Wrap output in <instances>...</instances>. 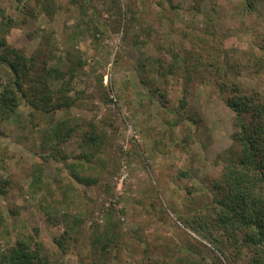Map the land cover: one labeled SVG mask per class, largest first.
I'll return each mask as SVG.
<instances>
[{
	"label": "rangeland",
	"instance_id": "obj_1",
	"mask_svg": "<svg viewBox=\"0 0 264 264\" xmlns=\"http://www.w3.org/2000/svg\"><path fill=\"white\" fill-rule=\"evenodd\" d=\"M69 1L58 0L61 8L51 17L28 16L6 38L30 56L49 37L48 65H76L69 94L78 99L56 118H68L79 131L91 121L102 123L107 162L101 166L97 160L85 171L97 177L96 184L78 183L62 161L40 157L46 123L21 105L1 123L0 209L6 227L0 224V250L5 239L29 233L47 264L90 263L97 259L93 240L109 235L106 264H180L184 248L190 264H211L215 255L227 264L178 215L210 200L211 181L226 159L233 112L220 95L232 94L233 85L264 93V0H118L127 10L126 27H117L113 1L99 0L103 34L95 38L86 32L78 4ZM23 5L39 9L35 0H0V14L22 19ZM171 47L183 51L193 71L185 83L183 71L160 81L165 103L157 91L144 89V81L154 77L142 63L170 60ZM78 142L79 135L62 147L73 157ZM36 168L42 169L41 183L32 193ZM61 236L64 252L55 242Z\"/></svg>",
	"mask_w": 264,
	"mask_h": 264
},
{
	"label": "trees",
	"instance_id": "obj_2",
	"mask_svg": "<svg viewBox=\"0 0 264 264\" xmlns=\"http://www.w3.org/2000/svg\"><path fill=\"white\" fill-rule=\"evenodd\" d=\"M35 1L39 4L37 12L26 5L18 9V13L23 14L22 19L15 15L0 14V132L1 123L16 114L21 105L29 107L28 116L44 119L46 123L40 145V157L62 161L78 183L90 186L96 184L98 179L87 175L86 172L89 168H95L97 160L101 166L102 161L105 164L107 162L101 155L107 143L104 127L102 123L91 121L86 128L79 131L78 125L71 123L68 118H56L58 112L73 107L76 98L78 99L77 96L75 98L69 94L73 89L76 65H48L47 59L51 52L48 49L49 37H44L43 49H36L30 56L26 55L23 49L12 46L6 38L10 29L24 22L28 16L42 14L43 17H51L61 8L58 0ZM98 1H69L78 4L81 11L80 20L87 27L86 32L94 38L95 34H103V26L97 14ZM112 1V10L117 15V27L128 26L127 21L122 23V20H127V10L121 8L118 0ZM164 1L160 0V4ZM167 52L170 54V60H146L147 63H142L143 66H148L155 78L144 81V89L149 93L152 90L157 91L165 103L168 101V94L165 88L160 87V81H167L169 77L183 71L185 83L186 79L190 80L193 71L181 49L171 47ZM54 82L59 84L54 86ZM223 91L224 88L220 87V92ZM232 91L229 96L220 95L233 112V130L231 143L223 152L226 159L221 171L211 181L210 200L202 205H194L190 208L191 211L179 214L178 219L213 246L227 264H264V93L246 92L237 85H233ZM185 106L186 93L183 91L179 107L184 109ZM188 116L194 122L198 120L192 114ZM77 135L80 152L71 157L62 146ZM41 173L40 168L31 173L29 187L32 193L39 190ZM179 173L186 175L184 171ZM5 223L0 209V224L6 227ZM73 227L75 229L77 223H73ZM62 236L56 238L55 242L61 252H64ZM111 240L109 235L103 239L96 237L93 241L98 243L97 259L81 264H106ZM183 252L184 258H180L185 262H181L180 258L178 262L190 264L187 259L188 251L184 248ZM47 263L40 242L29 233L20 232L15 235L13 241L5 239V247L0 250V264ZM211 264L224 263L215 255Z\"/></svg>",
	"mask_w": 264,
	"mask_h": 264
}]
</instances>
